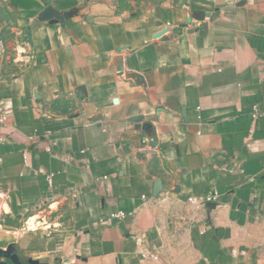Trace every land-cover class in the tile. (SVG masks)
Masks as SVG:
<instances>
[{"label":"crops","instance_id":"obj_1","mask_svg":"<svg viewBox=\"0 0 264 264\" xmlns=\"http://www.w3.org/2000/svg\"><path fill=\"white\" fill-rule=\"evenodd\" d=\"M8 245L19 264H264V0H0Z\"/></svg>","mask_w":264,"mask_h":264},{"label":"water","instance_id":"obj_2","mask_svg":"<svg viewBox=\"0 0 264 264\" xmlns=\"http://www.w3.org/2000/svg\"><path fill=\"white\" fill-rule=\"evenodd\" d=\"M41 15L44 19L51 20L53 23H55V22H62L64 18H68L70 15V12H65L63 14H60L57 11H55L53 8H51L50 6H46L43 9ZM114 102H116V99H114ZM149 126H150L149 123H143L142 128H146ZM159 187H160V181L156 180L154 182V195L158 193ZM1 258L8 259L14 264L20 263L19 256L17 253L14 252L12 245H8L5 248L0 247V259ZM28 263L37 264V262L33 260H29ZM0 264H6V262L0 260Z\"/></svg>","mask_w":264,"mask_h":264},{"label":"built area","instance_id":"obj_3","mask_svg":"<svg viewBox=\"0 0 264 264\" xmlns=\"http://www.w3.org/2000/svg\"><path fill=\"white\" fill-rule=\"evenodd\" d=\"M213 199V197L212 196H207V197H205V199H204V201L203 202H208V201H211ZM187 200L190 202V203H198V201H199V199L197 198V197H188L187 198ZM123 214L121 213V212H118V213H115V214H113V215H111V216H113V217H120V216H122ZM147 254H148V252H147ZM149 255H150V253H149ZM153 258H155L153 255H151Z\"/></svg>","mask_w":264,"mask_h":264},{"label":"bare ground","instance_id":"obj_4","mask_svg":"<svg viewBox=\"0 0 264 264\" xmlns=\"http://www.w3.org/2000/svg\"><path fill=\"white\" fill-rule=\"evenodd\" d=\"M27 223H28V222H27ZM37 223H38V222H37ZM28 224H29V223H28ZM41 224H42V223H41ZM31 227H33L32 224H31ZM34 228H36V227H33L32 229H34Z\"/></svg>","mask_w":264,"mask_h":264}]
</instances>
